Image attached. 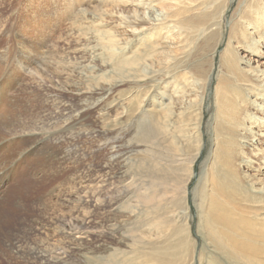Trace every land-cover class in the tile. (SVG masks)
<instances>
[{"label":"rangeland","instance_id":"rangeland-1","mask_svg":"<svg viewBox=\"0 0 264 264\" xmlns=\"http://www.w3.org/2000/svg\"><path fill=\"white\" fill-rule=\"evenodd\" d=\"M128 1L0 0V264H264V4L231 0L171 93L163 2ZM190 102L200 145L163 133Z\"/></svg>","mask_w":264,"mask_h":264},{"label":"bare ground","instance_id":"bare-ground-1","mask_svg":"<svg viewBox=\"0 0 264 264\" xmlns=\"http://www.w3.org/2000/svg\"><path fill=\"white\" fill-rule=\"evenodd\" d=\"M245 1L248 2L249 0H242L240 5ZM161 2H163L162 6H164V8L166 9V16L164 18L165 22H163L161 26L164 25V28H166L167 30L166 38L172 41V43L174 42L175 49H177V54L175 55V59L172 66L163 67V70L160 73L154 72L151 78L155 82L157 81L163 82L165 78H168L171 75H177V77H179V81L177 80V78H175L176 80L173 81L168 80V82L165 84L164 87V89H166V92L168 91L172 93L175 91V89L173 88L176 86L175 82H177L178 85H182L183 87L187 86L186 81L188 78H185V76L189 75V78L191 77L189 63L192 59H198L200 57L199 51L201 50L202 47H206L207 36L214 35L213 37L215 38H214V44L212 50L218 48V45L223 38L222 24L226 21V13L229 8L231 0H161ZM252 3L264 4V0H253ZM248 13L243 12L238 17L239 18L241 17L242 19H248L251 16V14L249 15ZM263 14H264V8H263ZM262 20L264 21V15ZM234 24L236 25L233 26L231 29L230 28L228 29L229 31L228 32L229 36L227 41V43L229 42L228 45L230 44V41L233 39L231 35L232 32L237 27L240 26L238 22H233V25ZM174 29L177 30L175 31ZM255 31L257 33V36H260L261 32L264 33V26L259 25L258 27H255ZM237 37L238 36H236V38ZM107 44H110V47H112V41L110 40V38H108ZM262 44L264 45V43ZM167 49H170V46H167ZM258 49H260V47H257L255 49L253 48L252 52L254 53L252 54L255 56L260 55V53L257 52L259 51ZM240 50H245L243 45L240 46ZM92 52L94 53V50ZM151 53H154V47H152ZM165 61L166 63H168V59H166ZM236 63H237L236 58L230 59L229 60L230 68H235ZM166 65L167 64H165V66ZM259 72L260 71L257 70V73L255 72L256 74L254 76L257 77ZM180 74L182 76H180ZM235 75L236 74H233V76ZM235 77L242 79L243 82L245 83H253L250 78L247 77L244 78L242 76H235ZM227 81H229V79H227L225 83ZM261 82H264V78ZM206 91H207V85L201 87L202 94H204V92L206 93ZM248 93L249 90L246 89L242 95V98H246ZM182 95H183L182 92L179 96L172 95L170 96V98H167V101L172 99V101H169L170 103L178 102L182 98ZM215 97L217 99L221 98L220 87L218 86L215 89ZM223 106L224 105L218 106L217 113L222 112V110L224 109ZM253 107H254L253 109H255L257 112L264 114V102L256 104ZM202 113H203V103L201 102L196 104H191L190 102L189 106L184 107L182 109L177 107L176 112L174 111L165 112L162 117L163 128H164L163 133L172 129L173 125L176 123L181 131L178 135L180 142L187 143L191 139L195 138L196 141L199 140L198 145H200L201 144L200 127L202 124ZM155 117H156L155 114H153V118L151 119V122L156 123L157 119ZM197 150H199V148H197ZM195 156L196 155H194V157ZM214 205H218V204H214ZM210 209L213 210L216 208L213 207ZM206 222L208 224H212L210 220H206ZM60 254L59 253L57 254L58 258ZM45 256L46 255L42 253L41 257L44 258Z\"/></svg>","mask_w":264,"mask_h":264}]
</instances>
